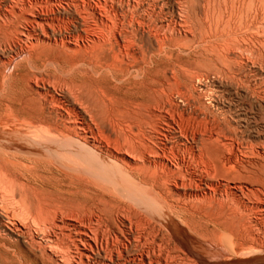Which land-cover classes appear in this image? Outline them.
I'll use <instances>...</instances> for the list:
<instances>
[{"label":"bare ground","instance_id":"obj_1","mask_svg":"<svg viewBox=\"0 0 264 264\" xmlns=\"http://www.w3.org/2000/svg\"><path fill=\"white\" fill-rule=\"evenodd\" d=\"M45 1H47V0H29V2L27 1V3L21 4L22 5L21 7L23 8L22 10L18 9V12H20V13H21V11H23L25 9V14L23 15L25 23L17 31L16 44L18 45L19 50H23V45L26 44V41L29 38L30 39L33 38L32 40L35 42H41V43L45 44L44 47L47 44H49V46L47 45V47L49 49V47L52 46V45H50L51 43L56 44L55 42L57 41V37H55V34H56V32H58L57 34H59V40H60L59 43L60 42L63 43L65 46L63 44L62 45L64 47H66L67 50H70V51L72 50V51H74V53L76 52V50L80 51L79 49H82L83 47L78 48L76 45V43L78 42L77 40H79L78 38L82 37L80 32H76L75 35H70L67 30L62 31L60 28L59 29L56 28L57 27L56 24L58 23V18L54 15V13H52L51 9H49L51 11V13L50 12L48 13V11L46 9H44L45 7L43 8V4H44L43 2H45ZM142 1L144 2V0H142ZM175 1L176 0H174V2ZM204 1H207V0H204ZM210 1H212V0H210ZM229 1H231V0H229ZM19 2L21 3L20 0H19ZM83 2L85 3L84 0H83ZM94 2H96V1L93 0V3ZM100 2L95 3L94 5H91L89 3V1L86 2V6H83V10H80L82 12H79L78 9H76V7H77L76 6L75 7L76 11L74 12V10H72L73 15L71 17V19L72 18L74 19L76 24L85 26V33H86L85 37L87 39H89L91 41L92 45H94L97 48V50L99 51L98 54H100V53L103 54V53H105L104 51H107L108 54L110 52V54H109L110 60L108 62V59H107V61H101L102 58L97 53L95 54L93 52L94 50L92 51V49L91 50L88 49L89 51H92L93 54H95L96 56L98 55V57H100V58H98L95 55H93L92 53L91 54L93 56H90V58L91 57L94 58V56L96 59L98 58L97 60L94 59L96 61V63L94 64L97 67L96 71H97V69H105V70L110 72V71H112L111 69H114V67L117 66L118 62L124 61L123 59L120 60V58H119L120 57L119 54L121 53L120 49H122V48H125L123 55L125 54L127 56V58L129 59V61L131 58L133 60L132 63H134V62H139V64L142 63L141 66H139V67L137 65L136 66H137V68L144 70L145 66L148 64V63L146 64V54L148 53L146 51L147 49L145 50L143 48L145 46H143V47L138 46L139 51L136 52L131 47L138 45V44L133 45V40H132V38H130L129 35L136 33L137 31H140V32H138V34H141V32L142 33L147 32L150 35V39L154 42V44H155L154 47L156 46L155 50L158 53V51L160 50L161 45L163 43L162 40H164V39H161V37L157 33L156 26L158 24H156V26H155V24L149 25V22L152 19L149 22H146V19L143 17H140V15H139L138 17L140 19H135L136 22H133L134 24H131L132 27L130 25V27H131L130 30L132 33L130 32L129 27H128V31L130 34L127 35L128 34L127 33V34H124L122 36L121 35L122 31L120 29H118L117 35H115L114 32L111 35V36H113V38H112L113 42H112V41H110L111 39H109V37L106 33L114 31L115 29H117L118 27H117V25H115L117 22L115 24H112L111 21L113 18L110 19V16L108 15V12L106 11V6H107V5H105L106 3H100ZM184 2H186V1L184 0ZM247 2L251 3L249 0V1H246L245 4H247ZM180 3L181 2L179 0V3H175V4H180ZM76 4L80 5L81 2H80V4H79V2ZM117 5H119V4H117ZM126 5H130V4L127 3ZM161 5L163 8V3ZM215 5H216V3H215ZM220 5H221V3H220ZM142 6H144V5H142ZM165 6H167V4ZM186 6H187V9H189L188 5H185V7ZM228 6H229V4H228ZM79 7H81V6H79ZM122 7H123V5H122ZM122 7H120V8H122ZM151 7H149V9ZM185 7L180 9V11L178 13V16H179L178 20H175V22H177L179 24L183 23L182 26L179 25L180 27H184L183 25L185 23L189 22V21H187V17H189V16L184 15V16H187L186 20H184V18H183L182 13L187 11V9H185ZM221 7H222V5H221ZM247 7H249V6H247ZM251 7H250L249 12H252V10L254 8L253 7L251 10ZM255 7H256V5H255ZM52 8H54V7H52ZM168 8H170V7L168 6ZM223 8L225 9V7H223ZM134 9H132L131 12ZM140 9H142V8H140ZM140 9H136V11L137 10L141 11ZM149 9L146 8V10H149ZM114 10H116V9H113V11ZM160 10H162V9H160ZM168 10H171V9H168ZM172 10H174L173 7H172ZM257 10L261 11V9H257ZM129 11H130V9H129ZM154 11H155V8H154ZM223 11H224L223 12V14H224L225 10H223ZM246 11H247V9H246ZM57 12H59V11H57ZM125 12H127V11H125ZM163 12H164V10H163ZM166 12H168V11H166ZM166 12H164V13H166ZM236 12H237V10H236ZM122 13H123V11H122ZM157 13H158V11H157ZM175 13L176 12H174L172 14H175ZM210 13H212V12H210ZM134 14H135V12H134ZM203 14H204V12H203ZM238 14H240V13H238ZM113 15H114V12H113ZM115 15H117V14H115ZM115 15H114V17L116 18ZM157 15H159V14H157ZM169 15L170 14H168V16ZM257 15H255V16H257ZM135 16H137V15H135ZM159 16L162 17L163 15H159ZM165 16H167V15H165ZM215 16H216V13H215ZM215 16H214V18H215ZM227 16L228 15H226L225 18ZM232 16L234 17V14ZM87 17L91 18L90 22H88ZM124 17H126V16H124ZM145 17H146V15H145ZM161 17L159 19H161ZM190 17H193V16L190 15ZM208 17H209V15H208ZM127 18L129 19L130 17L128 16ZM148 18L150 19V16ZM151 18H152V15H151ZM235 18L236 17L232 18V19H234V22H235ZM256 18H258V17H256ZM15 19H16V17H15ZM18 19H17V21H18ZM162 19H164V18H162ZM228 19L230 20V17H228ZM246 19H247V17H246ZM64 20H66V19H64ZM118 20H119V18H118ZM168 20H170L169 22H171V17ZM217 20H215V21H217ZM193 21H194V18H193ZM212 21H213V18H212ZM244 21L245 22L243 23V25L242 24H240V25L236 24L237 26H235V27L234 26L231 28L228 27L229 28L228 30L225 26L226 34L229 31V34H227L228 36L221 34V33L220 34L224 35L226 37H229V40L227 39L228 40L227 46H229V45L230 46L227 47V49H228V51L232 52L231 56H233V54H234V56L241 58L242 56H245L247 54L249 58L257 59V58H259V56L261 54L259 51L260 48L256 49V47H254L253 41L251 39V37H252L251 33H248L249 34L248 37L245 35H241L244 37H241V36L239 37L238 36L239 34L237 35V32H238L237 30L240 31L241 30L240 28H245L247 31L255 28V23L257 21H255V18H252L250 21H246V20H244ZM262 21L264 24V20H262ZM13 22H12V24H13ZM68 22L71 23L70 21H68ZM72 22H73V20H72ZM164 22H165V20H164ZM169 22H168V24H172ZM194 22H195L194 24H197L196 21H194ZM202 22H203V20H202ZM218 22H219V20L217 21V23L216 22H214V23L218 24ZM221 22H223L222 19H221ZM225 22H228V20L226 19V21H224L223 24H225ZM231 22H233V20ZM237 22H239V19ZM3 23H5V22H3ZM65 23H67V22L65 21ZM168 24H164V25H168ZM176 24H175V26H177ZM209 24H210V22H209ZM59 25H61V24H59ZM161 25H163V24H161ZM186 25L188 26V24H185V26ZM189 25H190V23H189ZM241 25H242V27H241ZM170 26L171 25H169L168 27H170ZM203 26L205 27V25H203ZM76 27H78V26H76ZM79 27H81V26H79ZM173 27L171 30L174 29ZM180 27H178V29H180ZM219 27H220V23H219ZM126 28L124 27V29H123L121 27V29H123V32H127V30H125ZM207 28H208V26H207ZM213 28L215 30L217 29V27H215V26ZM71 29H73V28H71ZM162 29H164L163 26H162ZM166 29L168 30V28H166ZM202 29H204V28H202ZM167 30H166V32H167ZM174 30L175 31L177 30L176 27ZM15 31L16 30H14L13 32H15ZM178 31L180 32L181 30H178ZM183 31H185V30H183ZM205 31H207V30H205ZM257 31H259V30H257ZM11 32H12V30H11ZM73 32H74V30H73ZM166 32H164L165 35H166ZM103 33H105L108 38L105 39L103 37ZM176 33H177V31H176ZM240 33H242V32H240ZM255 33H258V32H255ZM110 34L111 33H109V35ZM209 34H207V35L211 36ZM220 34H219V36H220ZM170 35L172 36V34H170ZM173 35H174V32H173ZM202 35H200V36H202ZM205 35H203V37ZM141 36H142V34H141ZM171 36H170V39L173 40V38H171ZM180 36L181 35H179V37L176 36L174 38H177V37L180 38ZM213 36H214V34H213ZM217 36H218V34H217ZM217 36H216V38H217ZM132 37H134V34ZM137 37H138V35H137ZM166 37L167 36H165V38ZM254 37H256V36H253V38ZM82 38H84V34H83ZM178 38H177V40H178ZM211 38L213 39V37H211ZM211 38H209V40H212ZM82 40H84V39H82ZM137 40H136V42H137ZM199 40H201V37L199 38ZM6 41H7V39H6ZM201 41H203V40H201ZM206 41H204V42H206ZM261 41H263V39ZM141 42L142 41H139L138 43H141ZM29 43H30V41H29ZM143 43H141V44H143ZM88 44H89V42H88ZM4 45H7V44H4ZM39 45H37L38 48H39ZM114 45H116L115 46L117 48L116 51L114 50ZM199 45H203V44H199ZM214 46L215 45H213L212 47H214ZM223 46H225V45H223ZM223 46H220V48L223 49L224 48ZM53 47H54V45H53ZM53 47H50V48L52 49ZM147 47H148V45H147ZM31 48L33 49V47H31ZM58 48H60V47H58ZM75 48H76V50H74ZM40 49H42V48L40 47ZM151 49H153V48H151ZM184 49H185V47H184ZM56 50H57V48H56ZM84 50L87 51V53H90V52H88L86 47ZM84 50H82V52ZM97 50H96V52H97ZM59 51H61V49ZM156 51L152 52V53L154 54V53H156ZM221 51H223V50H221ZM64 52H69V51H64ZM84 52H83V54H84ZM48 53H46V54H48ZM243 54H245V55H243ZM72 55H74V54H72ZM123 55H121V57H123ZM149 55H151V54H149ZM82 56L84 57V55H82ZM227 56H229V55H227ZM31 57H33V54ZM36 57L37 56H35V59H36ZM147 57H149V56H147ZM88 58H89V56H88ZM226 59H227V57H226ZM229 59L233 60V57L232 58L229 57ZM234 59H236V58H234ZM238 59L239 58H237V60ZM240 60H238V61L240 62ZM259 60H260V58H259ZM8 61H10V60H8ZM91 61H93V60H91ZM247 61L249 62L250 59L246 60V62ZM260 61H258V63ZM30 62H32V61H30ZM35 62H36V60L34 61V63ZM114 62L116 63L115 66H114V64H115ZM149 62H151V60ZM250 62L252 63L253 61H250ZM84 63H86V60H84ZM251 63H249V64H251ZM40 64H39V66H40ZM89 64H91V62ZM246 64H244V65H246ZM46 65L48 66V64H46ZM50 65H53V64H50ZM58 65H60V64H57V66ZM131 65L132 64H130V66ZM157 65H158V63H157ZM238 65L242 66V64H239V63H238ZM244 65L241 67L242 69L246 68V67H244ZM67 66H68V64H67ZM79 66H80L79 63L72 62L71 65L69 66L70 71H67V72L70 74L71 72H74L77 70L76 73H78ZM124 66H125V64L123 65V67ZM148 66H149V64H148ZM92 67H93V65H92ZM117 67H119V66H117ZM30 68H32V67L30 66ZM49 68L51 69L52 67H49ZM131 68H133V67H131ZM137 68H136V70H137ZM156 68H158V67H156ZM232 68H234V65ZM45 69H46V67H45ZM54 69H55V67H54ZM60 69H61V67H60ZM60 69L58 68V70H60ZM118 69H120V68H118ZM51 70H53V69H51ZM51 70H49L48 74H51L50 73ZM166 70L171 71V70H168V68ZM239 70H241V69H238V71ZM82 71L85 72L84 70H82ZM155 71H156V74L154 73ZM155 71L153 72L155 74V76L154 75H153L154 77L151 76V78H153L152 82L151 81L149 82V83H152L151 84L152 87L149 88V91H151L153 94L157 95V93L160 91L158 89V86L160 84V75H159L158 70H155ZM248 71H247V73H248ZM255 71H256V69H255ZM54 72L55 71L53 70V73ZM57 72L59 73V71H57ZM87 72L89 73V71H87ZM90 72H91V70H90ZM116 72L112 71V74H114V73L116 74ZM162 72H164V70H162ZM172 72H173V70H172ZM41 73H42V71H41ZM118 73H120V72H118ZM229 73L230 72L227 71L226 75H231V76L233 75L234 76L233 72H232V74L231 73L229 74ZM27 74H29V73H27ZM54 74H56V73H54ZM59 74H63V73H59ZM95 74L93 73V75H95ZM98 74L99 73L96 74V78L98 77ZM170 74H172V73H170ZM47 75L45 74V77H47ZM93 75L91 74V76H93ZM116 75H118V74H116ZM235 75H238V74H235ZM48 76H51V75H48ZM54 76H56V75H54ZM57 76H60V75L57 74ZM76 76H77V74H76ZM87 76H90V74ZM91 76H90V78H91ZM105 76H107V75H105ZM233 76H232V78H233ZM61 77H62V75H61ZM119 77H121V76H119ZM138 77L141 78L140 76H138ZM240 77H242V76L240 75ZM53 78H56V77H53ZM70 78H71V76H70ZM85 78H86V76H85ZM238 78L239 77L237 76V79ZM249 78H250V76H249ZM7 79L8 78H6V81H7ZM30 79H32V86L29 85L31 83ZM30 79H29L30 80L29 82L27 81V83H29L27 85H29L31 88L27 91V94H29V91L31 93H30V96L28 98H26L27 99L26 103L32 102V106H31V104L27 106V104L23 103V106L21 109L23 111L24 110L25 111H24V114L22 115L19 112L20 111L19 110L20 109L19 104L15 103L16 98H15V101L13 100L14 98L12 99V101H14L13 103L8 98V100L11 102L9 103V101L6 100V101H8V103L6 102L5 104H2V106H1L2 108L0 109V236L2 234L4 237H6L8 239H12L16 244H19V243L25 244L29 248V250H30L29 252L33 255V257L35 259L34 261L37 260L38 262H36V263L40 262L41 264H43L44 261L47 262L46 264H48V263L49 264H264V199H260L259 201L255 202L253 205H250L251 209L253 210V214L248 218L247 222L243 221V219L237 213L238 207L240 205H244V202L242 201V198L240 196L241 195L240 188L237 186H231L229 188V194L233 197V199H235V204L239 205L238 207L235 205L237 207V209L235 206H232V207L224 206L221 203L222 201H220V199H219L221 194L217 193V188H216L217 186L215 185L216 182L214 184L211 181L213 179L210 180V178H212L210 176L214 175L215 173L212 175H208L210 177V178H208V176L205 174V169H203L201 166H200L201 167L200 170L196 169V166H195V168L193 167L195 165L196 161L198 162V159H201L200 154L196 153L193 150V148H192L193 146L191 148L190 147L188 148L189 151H188V153L186 152L187 154L186 153L185 154L180 153L178 149H176V151H174L173 150V144L167 143L164 141L157 142L155 145L152 146L145 141V138L144 139L138 138L137 137L138 134L135 135V133H132L131 132L132 128H131V130L130 129H126V131L123 130V132H121V134H118L114 130V128H112L110 131L112 134L111 133L103 134L99 130L97 124L95 123V120H93L91 118V115H89V116L86 115L87 114V111L85 109L86 107H83L81 102H79L80 100H78L77 95H75L76 93L75 94L72 93V91H74L76 86H74L70 80L65 79L63 76V78L59 77L58 79H56V80L53 79V81H51V77L49 80V77L44 78L43 75L37 76L34 73L32 74V78H30ZM81 79L82 78H80L78 80L81 81ZM100 79H98V80H100ZM87 80H89V79H87ZM104 80L108 81L106 78H104ZM111 80H113V79H111ZM119 80H121V79H119ZM82 81H83V83L86 82V84H87L86 79H85V82H84V80H82ZM113 81H115V80H113ZM245 81H246V79H245ZM124 82H125V80H124ZM143 82H144V78H143ZM261 82H263V81H261ZM92 83H94V82H92ZM117 83H119V82H117ZM149 83H147V84H149ZM254 83L257 85L258 82L257 83L254 82ZM262 85H263V83H262ZM165 86H166V84H165ZM237 86H238V84H237ZM56 87H60L59 91H61L62 87L63 88L66 87L65 89H67L66 91L69 93L66 94L65 96H61V94L56 93V90H55ZM83 87L84 86H82V88ZM115 87L117 88V86H115ZM79 88H80V86H79ZM256 88H257V86H256ZM90 89H91V87H90ZM113 89L115 90V88H113ZM113 89H111V90H113ZM3 90H4V88H3ZM85 90H86V88H85ZM119 90H120V88H119ZM164 90H165V88L163 89V91ZM19 91H21V90H19ZM144 91H145V89H144ZM82 92H84V90L81 91V93ZM102 92H103V90H102ZM124 92H125V95L123 97H125L128 94V93H126V91H124ZM124 92H122L121 94H123ZM132 92H133V90H132ZM258 92H259V90H258ZM18 94L21 95L20 93H18ZM18 94H17V96H18ZM140 94L141 93H139V95H138L139 97H140ZM85 95L87 96V93ZM85 95H84V97H85ZM130 95H133V94H130ZM135 96H137V94H135L134 97ZM210 96H212V92H211ZM154 97H158V96H154ZM129 98H128V100H129ZM157 99H159V98H157ZM157 99H155L156 100L155 101V105H156L155 107H157V109H158L160 107L159 106L160 104H159V101ZM17 100L19 101V99H17ZM22 100H21V102H22ZM3 101H4V99H3ZM139 102H141V101H139ZM123 103H125V102H123ZM126 103L128 104V102H126ZM131 103H132L131 106H133V108H134V103H136L135 98H134L133 102L130 101V104ZM148 103H150V102H148ZM137 105H135V108L141 106L140 104L138 106ZM147 105L151 106V104H146L145 106L147 107ZM87 107H89V106H87ZM142 107H143V105H142ZM133 108H131V109H133ZM107 109H109V108H107ZM110 109H111V107H110ZM158 112H159V110H158ZM214 113H216V112H214ZM136 114H139V113L136 112ZM83 115H86L87 118L84 117ZM125 118H126V116H125ZM211 122H213V121L211 120ZM221 122H217V121H216V123L213 122L212 125L207 127V131H205V132H207L205 135L206 136L205 141H206V139H207V141H209V140L212 141V139H214V138L215 139L218 138L217 140H219L220 137L222 136V134H226L223 132L224 127H223V125L220 124ZM148 123H149V120H140L139 119V121L137 123L138 131H142L141 125L146 126ZM223 123H225V122L223 121ZM127 126H129V123ZM147 126H149V125H147ZM189 126H190V124H189ZM226 126H228V125H226ZM124 127L126 128V125ZM230 127H232V126L230 125ZM168 128H170V127H167V129ZM228 128H229V126H228ZM179 129H181V127H179ZM127 130H129V131H127ZM187 130H189V129H187ZM237 130H239V129H237ZM239 131H241V130H239ZM158 133H160V132H158ZM202 133H200V134H202ZM171 134L181 145L185 146L186 136L188 135L186 133V131L181 132V133H176V131H173V132H171ZM193 134L194 133H192V135ZM190 135H191V133H190ZM219 135H221V136H219ZM138 136H140V133ZM224 136L225 135H223V141L221 138L223 145H224V141H226L228 139L227 137L230 135L227 134V137H224ZM233 136H234V134H233ZM198 137H199V135H198ZM240 137H241V135H240ZM189 138H192V137H189ZM200 138H202V137H200ZM200 138H199V140H201ZM224 138H226V139L224 140ZM173 141H175V140H173ZM193 141H194V139H193ZM193 141H192V143H193ZM232 143H234V142H232ZM181 145H179V147ZM226 145L228 146L229 144H226ZM177 146H178V144H177ZM198 146H200V145H198ZM238 146H239V143H238ZM210 147H212V145ZM210 147H209V149H210ZM196 148L198 149V147H196ZM251 148H254V146H252ZM261 148H264V147H261ZM186 149H187V146H186ZM201 149H203V147ZM201 149L199 148L200 153L202 152ZM241 149H242V147H241ZM244 149H246V148H244ZM252 150H254V149H252ZM183 151H184V149H183ZM236 151L237 150H235V152ZM88 152L97 157V161H98L97 164H99L97 168H94L91 166H86V167L84 166L85 156H86V154H88ZM209 152H210V150H209ZM259 152H260V150H259ZM259 152H257V153H259ZM244 153H245V151H244ZM254 153H256V152H254ZM260 153H259V155H260ZM245 154H247V152ZM248 154H249V152H248ZM250 155H251V153H250ZM88 156H89V154H88ZM233 157L235 159L236 156H233ZM254 157H255V155H254ZM254 157L252 156V158H254ZM31 158H32V160H31ZM256 158H255V161H257ZM260 158H262V157H260ZM27 159L31 160L30 164H32V162H34L35 160H37V161L42 160L43 162L47 163L48 165L54 166L55 169L56 168L58 169V167H56V166H59V167H63V168H68V171L71 170L69 168L76 169V171L80 170L81 173H82V171H85L86 174H84L85 173L84 172L83 173L84 176L88 175L87 172L93 173L95 175L96 174L97 175L102 174L108 181H111L113 179V177H116L117 179L114 178L116 181L120 180V182L127 184L126 188L123 186V189H122V186H119V187H121V190H120V188L119 189L114 188V189L122 192V195L120 194L119 197H120V199L123 197V201L121 199L120 202L122 201L124 203L123 204L117 203L119 205L116 204V206H115V204L113 202H115V201L117 202L118 200L114 199L115 201H111L110 204H109V202L113 198L112 199L110 198L109 202L107 201L109 206H111V204L113 203L112 205H114V207H116V210L115 211L113 210L115 212V214L113 213L114 216L111 217L107 214V217L109 216L111 218H105L104 216L106 214L103 215L104 211L102 213V209L101 208H100L101 210L99 209L100 206L96 209V207L98 206L97 203H96L97 206L92 205L94 203V201L90 205L94 206L96 211L93 212L94 208L92 210V207L90 205H88V208H89V206L91 208V209L89 208L88 211L92 210L91 211L92 213H90V211H89L90 214H88V216H86L85 218H80V216L78 217L76 214H74L73 212H75V210H73L72 208H71V213H67V212H69L68 207L66 208L67 210L65 211V210H62L60 207L58 208L59 205H57V207L54 206L55 203L52 206H49L48 201L51 198L49 200L47 198L50 195H51V197H52V195L53 196L57 195V194L60 195L59 193L55 194V190L57 191V188H55V190H53L54 189V187H52L53 184L50 183L52 185L51 188H53L50 190L54 191V193L51 192V193H53V194H51L48 191L50 193V195L45 197L47 199V202L45 203L44 201L41 200V198H43L45 195L43 197H41L40 196L42 194L41 191H37V189L38 190L41 189L43 183H41L42 185L40 184L41 185L40 188L38 187L35 189V186H34V188H32L27 183L23 182L22 179L20 180V178H19V177H21V176H19L20 174L17 175V169H19L18 167L21 166L20 172L24 171V170H22V168L24 167L23 161H28ZM205 159H203L204 160L203 162H205ZM208 161H211V160H209V158H208ZM237 161L236 162L234 161V162L239 163ZM88 162L90 163V161H88ZM227 162H228V160H227ZM247 162L249 164V161H247ZM252 162L250 161V165H252L251 164ZM258 162L260 163L262 161L258 160ZM259 163L257 164V162H256L255 164H257L259 166ZM209 164H210V162H209ZM211 164L213 165L212 161H211ZM248 164L246 163V165L248 166L247 168L251 167ZM197 165H199V164L197 163ZM95 167H96V165H95ZM234 167H235V165H234ZM215 168H216V166H215ZM215 168L213 170H215ZM28 169L26 168L25 170L30 172L31 167L29 169L30 171ZM238 169L240 170V168H238ZM251 169H253V168L251 167ZM40 170H42V169H40ZM47 170L46 171L42 170V171L47 172ZM52 170H53V168L51 169L50 172H52ZM65 170H67V169H65ZM72 170L69 171V174H67V175H69V179H71L70 178L71 177L70 172L75 173V171H72ZM253 170H255V169H253ZM24 172L26 173V171H24ZM34 172H33V174L36 175L37 173L35 174ZM36 172H38V171H36ZM206 172H207V170H206ZM31 173H32V171H31ZM31 173H28V174H30V177H31ZM62 173H60L59 175H61ZM210 174H211V172H210ZM40 175H38V176L36 175L37 178L42 176V175L41 176ZM43 175H44L43 179L45 178V176L46 177L48 176V174L45 175V173H43ZM55 175H56V173H55ZM74 175H76V173ZM77 175H79V173ZM77 175L74 178H77ZM90 175H92V174H90ZM123 175L127 178V180L122 177ZM56 176L59 178L58 175H56ZM84 176H82V177L79 176L82 178V179L80 178L82 181H83ZM217 176H215V178ZM86 177H84V181H86V179H85ZM221 177H222V175H221ZM33 178H35V177H33ZM33 178L31 179L32 181L35 180V179L33 180ZM41 178L39 179L40 181H41ZM52 178H50V179H52L54 181H56V179H57V178L55 179L53 175H52ZM74 178L72 176V180H74ZM24 179H26V178H24ZM28 179H29V177H28ZM92 179H93V177H92ZM114 179H113V181H114ZM66 180H67V177H66ZM89 180H91V179H88L86 182L90 183ZM47 181H46V183H47ZM50 181L51 180H49L48 182H50ZM216 181H217V179H216ZM29 182H31V181H29ZM60 182H62V180ZM114 182H112V183H114ZM56 183L58 184V182H56ZM56 183L54 182V185ZM71 183H72V181H71ZM77 183H79V182H77ZM80 183L78 185H80ZM48 184L49 183H47V185ZM100 184H102V182ZM248 184H250V183H248ZM74 185H76V184H74ZM259 185H261V184H259ZM44 186H46V185H44ZM89 186H90V184H89ZM100 186H98V187H100ZM117 186H118V184H117ZM223 186H224V184H223ZM36 187H37V185H36ZM103 187H104V184L100 188H103ZM106 187L108 189L107 185H106ZM114 187H116V186H114ZM48 188H50V187L48 186ZM62 189H64V187ZM65 189H66V191L65 190L64 191L67 193L68 192L67 188H65ZM74 189H72V190H74ZM84 189H85V187H84ZM86 189H87V186H86ZM107 189L103 190L104 192L106 191L105 196H106V193H108L107 191L110 190V189H108V190ZM114 189L112 188L111 190L113 191ZM47 190H49V189L45 188V192ZM79 190H81V189H79ZM92 190H94V187ZM83 191L81 190V192H83ZM103 191L101 189L100 192H102L104 194ZM220 191L221 190H219V192ZM39 192H40V195H39ZM85 192L90 193L91 190H88ZM70 193H71V190H70V192H68V194H69L68 197L71 195ZM75 193L78 194V192H75ZM94 193H93V196L95 197ZM227 193H225V195ZM72 194L74 195V191H72ZM86 194H84V197H83V194L80 195L81 198L83 197V199H80L79 198L80 196L78 197V199L83 201ZM90 194H92V192ZM98 194H100V193H98ZM108 194H110V193H108ZM116 194H118V193H116ZM65 195H67V194H65ZM73 195H71V196H73ZM110 195L112 196V193ZM110 195H108V196H110ZM75 196H77V195H75ZM100 196L98 195V197H100ZM114 196H115L114 198L119 199V197H116V195H114ZM57 197H59V196H57ZM96 197H97V195H96ZM64 198L62 197L60 199H64ZM87 198H85V199H87ZM100 198H102V197H100ZM55 199L56 200H54V202L55 201L57 202L58 199L57 198H55ZM70 199H72V198H70ZM103 199H104V197H103ZM226 199L227 198H225L224 200L226 201ZM43 200H45V199H43ZM74 200H75V198H74ZM104 200H103V202H104ZM50 201H52V200H50ZM65 201L66 202H64V203H67V200H65ZM87 201H89V199ZM87 201H86V204H87ZM68 203H69V201H68ZM104 203H106V200ZM60 204H61V201H60ZM98 204H100V202H98ZM197 204H199V206H202L201 208L207 211V214L209 216L207 218V220L210 218L211 219L210 221L212 222L211 229H207L209 233L204 235L207 231L203 232L204 233L203 236H202V234H200L199 237L197 236V234L196 235L194 234L195 231L193 229L196 226V225L194 226V223L197 224L196 223L197 219H199V222L202 221V220L200 221V218H196V217H201V214H200V216L197 213L196 214L198 216H196V214H195V211H196L195 209L198 208ZM70 205H71V203H70ZM101 206H102V204H101ZM195 206L197 208L193 209V207H195ZM111 208L115 209V208H113V206ZM64 209H65V206H64ZM98 209L100 210V212ZM112 209H110V210L112 211ZM202 209H200V211ZM72 210H73V212H72ZM86 210H87V208H86ZM85 211H83V212L85 213ZM197 211H199V210H197ZM77 212H79V211H77ZM202 214L204 215V213H202ZM82 217H83V215H82ZM207 220H206V223H207ZM191 221L194 223L191 224ZM203 221H202V223H203ZM204 224H205V222L202 224V226ZM192 225L194 226L193 228H192ZM200 227H201V225L198 226V229ZM202 228H205V227H202ZM201 230H203V229H201ZM196 232H199V231H196ZM201 232L202 231H200V233ZM192 243H196L198 245L199 244L203 245L204 247H201V248L202 249L205 248V250H207V251H205V250H200L202 252L197 251L194 248V246H192ZM0 245H1V243H0ZM20 248H21V246H20ZM7 250H9V249H7ZM24 251H22V252H24ZM10 252H11V250H10ZM18 252H20V251H18ZM208 253H211L212 256H215L214 260H211L212 258L205 256ZM4 255H3V257H4ZM19 255H17V256H19ZM22 255L23 254L21 253L20 256H22ZM3 257H0V258L3 259ZM25 259L28 260V258H25ZM1 262H3V260ZM5 262H6V260L4 259V263ZM6 264H8V263H6ZM15 264H18V263L16 262ZM22 264H23V261H22Z\"/></svg>","mask_w":264,"mask_h":264},{"label":"rangeland","instance_id":"obj_2","mask_svg":"<svg viewBox=\"0 0 264 264\" xmlns=\"http://www.w3.org/2000/svg\"><path fill=\"white\" fill-rule=\"evenodd\" d=\"M11 1V2H10ZM21 3L19 2V0H0V109L2 108V104H5L6 102L8 103V98L12 101V99L15 101V98H16V101L15 103L19 104V107H20V114H24V111L21 109L22 106H23V103L30 105L32 106V102L30 103H26V98H28L30 96V91H29V94H27V91L31 88L30 86H32V74L34 73L35 75L39 76V75H43L44 78H47L49 77V80H50V77H51V81H53V79H58L59 77L60 78H64L67 79V80H70L75 87L74 91H72L73 94L77 95L78 97V100H80L79 102H81V104L83 105V107H86V111H87V116L91 115V118L93 120H95V123L97 124L99 130L103 133V134H106V133H111V129L114 128V130L118 133V134H121V132H123V130L126 131V129H130L132 128L131 132L132 133H135V135H139L140 133V136L137 135L138 138H142L144 139L145 138V141L147 143H149L150 145H155L157 142H160V141H164V142H167V143H172L173 144V150L176 151V149L179 150L180 153H183L185 154L186 152L188 153V148L192 147L193 150L200 154V158L201 159H198V162L196 161L195 165L193 166L195 168L196 166V169L200 170L201 167L203 169H205V174L208 176V175H212L210 177L208 176V178L213 179L211 180L214 184L216 182V188H217V193L218 194H221L219 199L220 201H222L221 203L224 205V206H229V207H232V206H235V199H233V197L229 194V188L231 186H237L240 188V192H241V198H242V201L244 202V205H236L238 207H236L237 209V213L240 215V217L243 219V221L247 222L248 218L253 214V210L251 209L250 205H253L255 202L259 201L260 199H264V148H261V147H264V24H263V21L264 20V0H250L251 3H248L245 4L246 1H249V0H231V1H227V0H207V1H204V0H185L186 2H184V0H180V4H175V3H179V0H176L174 2V0H144V2L141 0H94L96 2L93 3V0H84L85 3L83 2V0H47L45 2H43V8L46 9L48 11V13L52 11V13H54V15L58 18V23L56 24V28H60L62 31L64 30H67L69 32L70 35H75L76 32H80V34L82 35L83 37V34H84V38L80 37L78 38L79 40H77L76 42V45L78 48H84L85 47L87 48V50H91L96 54H98V50L97 48L92 45L91 41L89 39H87L85 36H86V33H85V26L84 25H79V24H76L74 19L72 17L73 15V11L74 12L76 11V9H78L79 12H82L80 10H83V6H86V2L89 1V3L91 5H94L95 3H106L105 5L106 6V11L108 12V15L110 16V19H112V24H116L117 25V29H115L114 31H111V32H105L109 39H111L110 41L113 42V36H111L113 34V32L115 33V35H117L118 33V29H120L122 32H121V35L123 36L124 34H127L129 35V31H128V27H129V30L131 29L132 25L131 24H134L133 22H136L135 19H140L138 16L140 15V17H143L146 19V22H149L151 19V21L149 22V25L150 24H158L156 26V30H157V33L159 34V36L161 37V39H164L162 40L163 43L161 45V48L160 50L158 51V54L157 51L155 50L156 46L154 47V42L150 39V35L147 33V32H141L142 36L145 38H143L141 36V34H138V32L140 31H137L136 33H133L134 34V37L133 34L129 35L130 38H132L133 40V45L135 44H138V45H135V46H132L131 48H133L136 52L139 51V48L138 46H145L143 47L148 53V55L146 54V64H148L145 66V69L142 71L140 68H137V66H141L142 63L139 64V62H134L132 63V59L130 58V61L129 59L127 58V56L124 54L123 55V52L125 51V48H122L120 49V60H124V61H121V62H118L117 66L116 63L114 64V69H111L112 71L116 72V75L115 73L112 74V71H107L105 69H97L96 71V66L94 65L96 63V61L94 59L95 58V54L92 53V51H89L90 53H87V51H85L83 48L82 49H79L80 51H77L76 48L74 50H76V54L74 53V51H70V50H67L66 47H64L65 45L63 43H59V34H57L58 32H56L55 34V37H57V41L55 42L56 44L54 43H51L50 47H54L51 49L49 47H47V45L49 46V44H47L45 47L43 43L41 42H35L33 41L32 39H28L30 41L27 40L26 41V44L23 45V50H19V47L18 45L16 44V41H17V31L24 25V18H23V15L25 14V9L23 11L18 12V9L22 10L23 8L21 7L22 3H27V1L29 2V0H20ZM24 1V2H23ZM61 1V2H60ZM70 1V2H69ZM75 1V2H74ZM91 1V2H90ZM108 1V2H107ZM113 1V2H112ZM117 1V2H116ZM128 1V2H127ZM133 1V2H132ZM147 1V2H146ZM169 1V2H168ZM218 1V2H217ZM223 1V2H222ZM234 1V2H233ZM65 2V3H64ZM69 2V3H68ZM81 4L78 5L76 3ZM112 2V3H111ZM141 2V3H140ZM151 2V3H150ZM163 3V8H162V3ZM168 2V3H167ZM183 2V3H182ZM229 2V3H228ZM240 2V3H239ZM63 5H62V4ZM75 3V4H74ZM130 4V5H126V4ZM145 3V4H144ZM155 3V4H154ZM161 3V4H160ZM167 6H165L166 4ZM216 3V5H215ZM222 7H221V5ZM255 3V4H254ZM11 4V5H10ZM56 6H55V5ZM83 4V5H82ZM114 4V5H113ZM119 4V5H117ZM151 4V5H150ZM159 4V5H158ZM224 4V5H223ZM227 4V5H226ZM229 4V6H228ZM237 4V5H236ZM244 4V5H243ZM14 5V6H13ZM19 5V6H18ZM53 5V6H52ZM61 5V6H60ZM123 5V7H122ZM140 5V6H139ZM144 5V6H142ZM146 5V6H145ZM171 5V6H170ZM184 5V6H183ZM185 5H188L189 9H187V6L185 7ZM211 5V6H210ZM218 5V6H217ZM249 7H247V6ZM256 5V7H255ZM258 5V6H257ZM18 6V7H17ZM71 6V7H70ZM77 6V7H76ZM81 6V7H79ZM128 6V7H127ZM151 7L149 9V7ZM154 6V7H153ZM161 6V7H160ZM168 6L170 8H168ZM181 6V7H180ZM252 6V7H251ZM54 7V8H52ZM63 7V8H62ZM76 7V9H75ZM122 7V8H120ZM126 7V8H125ZM135 9H134V8ZM142 9H140V8ZM158 7V8H157ZM160 7V8H159ZM172 7L174 10H172ZM180 7V8H179ZM183 7H185V9H187L186 12L182 13L183 14V18L184 20H186V17H187V21H189L188 23H185V24H188V26L185 24L183 25L184 27H180L179 25L182 26V24L180 23H177L175 22V20H178V13L180 11V9H182ZM211 7V8H210ZM225 7V9L223 8ZM228 7V8H227ZM250 7H251V10L252 12H249L250 11ZM108 8V9H107ZM119 10H118V9ZM146 8H148L149 10H146ZM154 8H155V11H154ZM177 8V9H176ZM179 8V9H178ZM218 10H217V9ZM245 8V9H244ZM51 9V11L49 10ZM56 9V10H55ZM71 9V10H70ZM113 9H116L113 11ZM130 9V11H129ZM134 9L132 12L131 10ZM136 9H140L141 11H136ZM159 9V10H158ZM162 9V10H160ZM168 9H171V10H168ZM176 9V10H175ZM204 11H203V10ZM207 9V10H206ZM210 9V10H209ZM247 9V11H246ZM255 9V10H254ZM257 9H261L260 10H257ZM13 10V11H12ZM110 10V11H109ZM166 12L164 13L163 12ZM223 10H225V13L223 14ZM237 10V12H236ZM10 13H9V12ZM54 11V12H53ZM59 11V12H57ZM123 11V13H122ZM127 11V12H125ZM154 11V12H153ZM158 11V13H157ZM173 11V12H172ZM178 11V12H177ZM260 11V12H259ZM24 12V13H23ZM113 12H114V15L116 16V18L114 17L113 15ZM117 12V13H116ZM119 12V13H118ZM135 12V14H134ZM140 12V13H139ZM162 12V13H161ZM176 12L175 14H172ZM204 12V14H203ZM212 12V13H210ZM234 12V13H233ZM245 12V13H244ZM18 13V14H17ZM57 13V14H56ZM63 13V14H62ZM132 13V14H131ZM146 17H145V15ZM149 13V14H148ZM215 13H216V16H215ZM220 13V14H219ZM230 13V14H229ZM240 13V14H238ZM249 13V14H248ZM15 14V15H14ZM126 16V17H124ZM127 14V15H126ZM163 15L162 17L159 16V15ZM168 14H170L168 16ZM211 14V15H210ZM223 14V15H222ZM234 14V17L235 18V22H234V18L232 15ZM258 14V15H257ZM5 17H4V16ZM137 15V16H135ZM151 15H152V18H151ZM157 15V16H156ZM167 15V16H165ZM172 15V16H171ZM174 15V16H173ZM184 15H187V16H184ZM193 16V17H190ZM209 15V17H208ZM213 15V16H212ZM228 15L226 18L225 16ZM231 15V16H230ZM236 15V16H235ZM240 15V16H239ZM257 15V16H255ZM13 16V17H12ZM113 16V17H112ZM118 16V17H117ZM130 17L129 19L127 17ZM132 16V17H131ZM150 16V19L148 18ZM199 16V17H198ZM215 16V18H214ZM218 16V17H217ZM239 16V17H238ZM242 16V17H241ZM255 16V17H254ZM16 17V19H15ZM68 19H67V18ZM137 17V18H136ZM155 17V18H154ZM161 17L164 18V19H159ZM171 17V22H169L170 20H168L169 18ZM174 17V18H173ZM211 17V18H210ZM228 17H230V20L228 19ZM247 17V19H246ZM258 17V18H256ZM19 18V19H18ZM119 18V20H118ZM125 18V19H124ZM193 18H194V21H196L197 24H194L195 22L193 21ZM210 18V19H209ZM212 18H213V21H212ZM219 18V19H218ZM245 18V19H244ZM252 18H255V21H257L255 23V28L251 29V30H246L245 28H240L241 30H237V35L240 37L241 35H245L248 37V33H251L252 37V41H253V44H254V47L257 48H260L259 51H260V60L259 58L255 59V58H249L248 55L246 54H243L245 56H242L241 58L240 57H236L234 56H231L232 55V52L228 51L227 47V43H228V40H229V37H226L224 35H227L229 34V31L227 32L226 34V28L227 30L231 27H235L237 25H240L245 22L244 20L246 21H250ZM262 18V19H261ZM3 19V20H2ZM18 19V21H17ZM60 19V20H59ZM66 19V20H64ZM90 17H87V20L88 22H90ZM116 19V20H115ZM128 19V20H127ZM167 19V20H166ZM192 19V20H191ZM203 22H202V20ZM207 19V20H206ZM219 20L218 24H215L214 22L217 23V21ZM221 19L223 22H221ZM226 19L228 20V22H225ZM239 19V22H237ZM244 19V20H243ZM14 22H13V21ZM16 20V21H15ZM62 20V21H61ZM70 21L71 23H69L68 21ZM73 20V22H72ZM157 20V21H156ZM165 20V22H164ZM209 20V21H208ZM217 20V21H215ZM233 20V22H231ZM9 21V22H8ZM21 21V22H20ZM65 21L67 23H65ZM153 21V22H152ZM186 21V22H187ZM5 22V23H3ZM13 22V24H12ZM169 23H172V24H168ZM193 22V23H192ZM202 22V23H201ZM210 22V24H209ZM214 24H213V23ZM10 23V24H9ZM123 23V24H122ZM163 25H161V24ZM177 23V24H176ZM190 23V25H189ZM212 23V24H211ZM219 23H220V27H219ZM233 23V24H232ZM5 24V25H4ZM61 24V25H59ZM65 24V25H64ZM78 26V27H76ZM164 24H168V25H164ZM175 24L177 26H175ZM227 24V25H226ZM237 24V25H236ZM261 24V25H260ZM114 25V26H115ZM122 25V26H121ZM131 25V27H130ZM160 25V26H159ZM169 25H171L174 29L176 27V31L172 29V27H168ZM197 25V26H196ZM201 25V26H200ZM205 25V27L203 26ZM232 25V26H231ZM241 25V27H242ZM5 26V27H4ZM81 26V27H79ZM162 26L164 29H162ZM191 26V27H190ZM195 26V27H194ZM200 26V27H199ZM208 26V28H207ZM217 27V29L215 30L213 27ZM226 26V28H225ZM121 27L124 29V27L126 28L125 30H127V32H123V29H121ZM178 27H180V29H178ZM229 27V28H228ZM258 27V28H257ZM73 28V29H71ZM76 28V29H75ZM81 28V29H80ZM168 28V30L166 29ZM184 28V29H183ZM204 28V29H202ZM219 28V29H218ZM70 29V30H69ZM170 29V30H169ZM191 29V30H190ZM255 29V30H254ZM261 29V30H260ZM12 30V32H11ZM14 30H16L15 32H13ZM74 30V32H73ZM167 30V32H166ZM178 30H181L180 32ZM185 30V31H183ZM259 30V31H257ZM215 31V32H214ZM263 31V32H262ZM131 32V30H130ZM166 32V35L165 33ZM171 32V33H170ZM173 32H174V35H173ZM179 32V33H178ZM199 32V33H198ZM242 32V33H240ZM247 32V33H246ZM255 32H258V33H255ZM260 32V33H259ZM103 33V37L106 39L108 38L106 36V34ZM109 33H111L109 35ZM132 33V32H131ZM176 33V34H175ZM186 33V34H185ZM211 35V36H208L207 34ZM214 36H213V34ZM218 36H217V34ZM224 34V35H221V34ZM245 33V34H244ZM13 34V35H12ZM169 36H168V35ZM172 34V36L170 35ZM178 34V35H177ZM205 35L203 37V35ZM220 34V36H219ZM254 34V35H253ZM105 35V36H104ZM138 35V37H137ZM180 36V38H178ZM202 35V36H200ZM260 35V36H259ZM3 36V37H2ZM5 36V37H4ZM165 36H167L165 38ZM170 36L171 38H173V40L170 39ZM178 36V40L177 38H174ZM217 36V38H216ZM228 36V35H227ZM253 36H256L253 38ZM258 36V37H257ZM11 39H10V38ZM201 37V40H199V38ZM213 37L212 40H209V38ZM222 37V38H221ZM241 37H244V36H241ZM15 38V39H14ZM216 38V39H215ZM4 39V40H3ZM7 39V41H6ZM84 39V40H82ZM138 39V40H137ZM169 39V40H168ZM207 41H206V40ZM228 39V40H227ZM255 39V40H254ZM263 39V41H261ZM87 40V41H86ZM108 40V39H107ZM137 40V42H136ZM259 40V41H258ZM139 41H142L141 43H138ZM165 41V42H164ZM201 41V42H200ZM206 41V42H204ZM255 41V42H254ZM261 41V42H260ZM5 42V43H4ZM11 42V43H10ZM58 42V43H57ZM89 42V44H88ZM226 42V43H225ZM246 42V41H245ZM257 42V43H256ZM263 42V43H262ZM10 43V44H9ZM28 43V44H27ZM4 44H7V45H4ZM9 44V45H8ZM40 44V45H39ZM64 46H63V45ZM91 44V45H90ZM123 44V43H122ZM164 44V45H163ZM199 44H203V45H199ZM206 44V45H205ZM26 45V46H25ZM28 45V46H27ZM39 45V48L38 46ZM58 45V46H57ZM81 47H80V46ZM84 45V46H83ZM86 45V46H85ZM148 45V47H147ZM198 45V46H197ZM205 45V46H204ZM213 45H215L214 47H212ZM225 45V46H223ZM259 45V46H258ZM263 45V46H262ZM5 46V47H4ZM7 46V47H6ZM56 46V47H55ZM65 48H63V47ZM116 45H114V50L116 51L117 48L115 47ZM165 46V47H164ZM179 46V47H178ZM188 46V47H187ZM207 46V47H206ZM220 46H223L221 49ZM26 47V48H25ZM33 47V49L31 48ZM40 47L42 49H40ZM60 47V48H58ZM177 47V48H176ZM185 47V49H184ZM204 47V48H203ZM44 48V49H43ZM57 48V50H56ZM153 48V49H151ZM172 48V49H171ZM176 48V49H175ZM55 49V50H54ZM61 49V51H59ZM212 49V50H211ZM218 49V50H217ZM13 50V51H12ZM48 50V51H47ZM51 50V51H50ZM69 51V52H64V51ZM82 50H84V54L82 52ZM97 50V52H96ZM149 50V51H148ZM152 50V51H151ZM176 50V51H175ZM223 50V51H221ZM11 51V52H10ZM54 51V52H53ZM156 53H152V52H155ZM180 51V52H179ZM3 52V53H2ZM13 52V53H12ZM23 52V53H22ZM40 52V53H39ZM49 52V53H48ZM63 52V53H62ZM82 52V53H81ZM105 53H100L98 54L102 59L101 61H107L108 59V62L110 60V52L108 54L107 51H104ZM107 52V53H106ZM211 52V53H210ZM215 52V53H214ZM219 52V53H218ZM223 52V53H222ZM18 53V54H17ZM48 53V54H46ZM94 56V58H90V56ZM170 53V54H169ZM206 53V54H205ZM222 53V54H221ZM33 54V57H31ZM74 54V55H72ZM78 54V55H77ZM102 54V55H101ZM151 54V55H149ZM154 56H153V55ZM199 54V55H198ZM204 54V55H203ZM229 56H227V55ZM13 55V56H12ZM48 55V56H47ZM63 55V56H62ZM72 55V56H71ZM84 55V57L82 56ZM86 55V56H85ZM98 55L96 57H98ZM121 55H123V57H121ZM158 55V56H157ZM171 55V56H170ZM211 55V56H210ZM35 56L36 59H35ZM71 56V57H70ZM89 56V58H88ZM108 56V57H107ZM149 56V57H147ZM263 56V57H262ZM25 57V58H24ZM70 57V58H69ZM87 57V58H86ZM98 57V58H100ZM157 57V58H156ZM209 57V58H208ZM227 57V59H226ZM229 57H233V60L232 59H229ZM248 59H247V58ZM262 57V58H261ZM30 58V59H29ZM42 58V59H41ZM86 58V59H85ZM97 58V59H98ZM105 58V59H104ZM216 58V59H215ZM236 58V59H234ZM237 58H239L238 60H240V62L237 60ZM246 58V59H245ZM36 60V62L34 63V61ZM45 59V60H44ZM54 59V60H53ZM62 59V60H61ZM71 59V60H70ZM96 59V60H97ZM104 59V60H103ZM161 59V60H160ZM163 59V60H162ZM225 59V60H224ZM250 61H253L252 63L249 61L246 62V60H249ZM10 60V61H8ZM24 60V61H23ZM26 60V61H25ZM28 60V61H27ZM34 60V61H33ZM57 60V61H56ZM73 60V61H72ZM84 60H86V63H84ZM93 60V61H91ZM100 60V59H99ZM119 60V59H118ZM151 60V62H149ZM165 60V61H164ZM235 60V61H234ZM245 60V61H244ZM32 61V62H30ZM44 61V62H43ZM56 61V62H55ZM60 61V62H59ZM76 62V63H79L80 66L78 68V73L77 70L74 71V72H71L70 74L67 72V71H70L69 70V66L71 65L72 62ZM91 64H89L90 62ZM154 61V62H153ZM238 61V62H237ZM258 61H260L258 63ZM13 62V63H12ZM53 62V63H52ZM70 62V63H69ZM131 62V63H130ZM245 62V63H244ZM12 63V64H11ZM41 63V64H40ZM45 63V64H44ZM56 63V64H55ZM151 63V64H150ZM158 63V65H157ZM239 64H242V66L244 64V67H246L245 69L241 68L242 66L241 65H238ZM251 63V64H249ZM258 65H257V64ZM8 64V65H7ZM29 64V65H28ZM32 64V65H31ZM37 64V65H36ZM40 64V66H39ZM48 64V66L46 65ZM50 64H53V65H50ZM57 64H60L57 66ZM64 64V65H63ZM68 64V66H67ZM125 64V66L123 67V65ZM129 64V65H128ZM130 64H132L130 66ZM46 65V66H45ZM137 65V66H136ZM155 65V66H154ZM234 65V68H232ZM251 65V66H250ZM257 65V66H256ZM30 66L32 68H30ZM57 71H59V73H63V74H59ZM66 66V67H65ZM95 66V67H94ZM128 66V67H127ZM256 66V67H255ZM46 67V69H45ZM49 67H52L51 69H53L56 73L54 74L53 73V70H51ZM61 67V69H60ZM63 67V68H62ZM123 67V68H122ZM133 67V68H131ZM158 67V68H156ZM163 67V68H162ZM173 67V68H172ZM236 67V68H235ZM239 67V68H238ZM25 70H24V69ZM27 68V69H26ZM49 68V69H48ZM58 68L60 70H58ZM83 68V69H82ZM86 68V69H85ZM93 68V69H92ZM120 68V69H118ZM137 68V70H136ZM162 68V69H161ZM168 68V70H171V71H167L166 69ZM170 68V69H169ZM258 68V69H257ZM29 69V70H28ZM34 69V70H33ZM65 69V70H64ZM117 69V70H116ZM135 69V70H134ZM140 69V70H139ZM238 69H241L238 71ZM256 69V71H255ZM33 70V71H32ZM37 72H36V71ZM49 70H51V74H48L49 73ZM62 70V71H61ZM82 70H84L85 72H83ZM89 71V73L87 71ZM91 70V72H90ZM93 70V71H92ZM96 72H95V71ZM155 70H158L159 72V75H160V84L158 86V89L160 90L157 95L156 94H153L151 91H149V88L152 87V83H149L150 81L152 82L153 78L156 74V71ZM162 70H164V72H162ZM167 72H166V71ZM173 70V72H172ZM249 70V71H248ZM254 70V71H253ZM29 71V72H28ZM40 71V72H39ZM42 71V73H41ZM48 71V72H47ZM107 73H106V72ZM137 71V72H136ZM155 71V72H154ZM175 71V72H174ZM230 72L232 74H234L233 78L231 75H226V72ZM241 71V72H240ZM248 71V73H247ZM263 71V72H262ZM98 74V77L96 78V74L93 75V73ZM109 72V73H108ZM120 72V73H118ZM130 74H129V73ZM155 74H154V73ZM222 72V73H221ZM237 72V73H236ZM243 72V73H242ZM29 73V74H27ZM68 73V74H67ZM77 76H76V74ZM111 73V74H110ZM172 73V74H170ZM229 73V74H230ZM45 74L47 75H51V76H48L45 77ZM56 76H54V75ZM60 75V76H57ZM65 74V75H64ZM86 74V75H85ZM91 76V74L93 76H87L89 75ZM128 74V75H127ZM136 76H135V75ZM145 74V75H144ZM169 76H168V75ZM235 74H238V75H235ZM247 74V75H246ZM62 75V77H61ZM82 75V76H81ZM86 78H85V76ZM107 75V76H105ZM109 75V76H108ZM116 75V76H115ZM127 75V76H126ZM132 75V76H131ZM154 75V76H153ZM240 75L242 77H240ZM245 75V76H244ZM30 76V77H29ZM71 76V78H70ZM101 76V77H100ZM105 76V77H104ZM138 76H140L141 78L143 77L144 78V82H143V78H139ZM237 76L239 77L237 79ZM247 76V77H246ZM250 76V78H249ZM10 77V78H9ZM29 77V78H28ZM53 77H56V78H53ZM69 77V78H68ZM108 77V78H107ZM236 77V78H235ZM4 78V79H3ZM6 78L7 81H6ZM53 78V79H52ZM81 79L78 80V79ZM101 78V79H100ZM104 78H106L108 81L104 80ZM123 78V79H122ZM136 80H135V79ZM166 78V79H165ZM230 78V79H229ZM242 78V79H241ZM24 79V80H23ZM31 81H30V80ZM77 79V80H76ZM85 79L87 81V84L85 82ZM89 79V80H87ZM100 79V80H98ZM115 81H113V80ZM121 79V80H119ZM241 81H240V80ZM246 79V81H245ZM54 80V81H55ZM85 83H83V81ZM98 80V81H97ZM110 80V81H109ZM125 80V82H124ZM227 80V81H226ZM231 80V81H230ZM248 80V81H247ZM4 81V82H3ZM16 81V82H15ZM27 81L31 82L30 84L27 83ZM90 81V82H89ZM103 81V82H102ZM146 81V82H145ZM234 81V82H233ZM263 81V82H261ZM94 82V83H92ZM116 82V83H115ZM119 82V83H117ZM124 82V83H123ZM232 82V83H231ZM247 82V83H246ZM254 82H258L257 85L254 83ZM78 83V84H77ZM81 83V84H80ZM83 83V84H82ZM103 83V84H102ZM107 85H106V84ZM149 83V84H147ZM235 83V84H234ZM241 83V84H240ZM254 83V84H253ZM263 83V85H262ZM4 84V85H3ZM6 84V85H5ZM29 84V85H27ZM85 84V85H84ZM111 84V85H110ZM121 84V85H120ZM146 84V85H145ZM166 84V86H165ZM238 84V86H237ZM84 86L82 88V86ZM89 85V86H88ZM120 85V86H119ZM80 86V88H79ZM99 86V87H98ZM117 86V88L115 87ZM123 86V87H122ZM148 86V87H147ZM252 86V87H251ZM257 86V88H256ZM259 86V87H258ZM26 87V88H25ZM91 87V89H90ZM98 87V88H97ZM101 87V88H100ZM120 90H119V88ZM122 87V88H121ZM125 87V88H124ZM206 87V88H205ZM4 88V90H3ZM66 87H62L61 88V91L60 90V87H56V93L58 94H61V96H65L66 94H68L69 92H67L65 89ZM86 88V90H85ZM115 88V90L113 89ZM165 88V90L163 91V89ZM211 88V89H210ZM253 88V89H252ZM256 88V89H255ZM260 88V89H259ZM16 89V90H15ZM23 89V90H22ZM94 89V90H93ZM113 89V90H111ZM145 89V91H144ZM147 89V90H146ZM213 89V90H212ZM252 89V90H251ZM21 90V91H19ZM84 90V92L81 93V91ZM91 90V91H90ZM99 90V91H98ZM103 90V92H102ZM111 90V91H110ZM133 90V92H132ZM136 90V91H135ZM210 90V91H209ZM259 90V92H258ZM23 91V92H22ZM63 91V92H62ZM89 93H88V92ZM126 91V93H128L125 97H123L125 95V92L123 94H121L122 92ZM135 91V92H134ZM140 91V92H139ZM142 91V92H141ZM148 93H147V92ZM205 91V92H204ZM257 91V92H256ZM7 92V93H6ZM67 92V93H66ZM87 93V96L85 95ZM120 94H119V93ZM130 92V93H129ZM140 94V97L138 96L139 93ZM151 92V93H150ZM161 92V93H160ZM211 92H212V96L211 95ZM18 93H20L21 95H19ZM103 93V94H102ZM150 93V94H149ZM208 93V94H207ZM18 94V96H17ZM27 94V95H26ZM116 94V95H115ZM130 94H133V95H130ZM137 94V96L134 97V95ZM144 94V95H143ZM183 94V95H182ZM85 95V97H84ZM96 95V96H95ZM129 95V96H128ZM146 95V96H145ZM208 95V96H207ZM24 96V97H23ZM105 96V97H104ZM133 96V97H132ZM144 96V97H143ZM154 96H158V97H154ZM260 96V97H259ZM4 97V98H3ZM84 97V98H83ZM108 97V98H107ZM130 97V98H129ZM132 97V98H131ZM187 97V98H186ZM212 97V98H211ZM257 97V98H256ZM4 101H3V99ZM103 98V99H102ZM123 100H122V99ZM129 98V100H128ZM134 98H135V102L141 106L139 107H136L135 108V105H137L136 103H134V108L132 105V103L130 104V101H134ZM141 98V99H140ZM151 100H150V99ZM159 98V99H157ZM161 98V99H160ZM19 99V101L17 100ZM23 99V100H22ZM108 99V100H107ZM120 99V100H119ZM133 99V100H132ZM138 99V100H137ZM155 99H157L159 101V108L157 109V107H155ZM213 99V100H212ZM8 100V101H6ZM22 100V102H21ZM93 100V101H92ZM111 100V101H110ZM126 100V101H125ZM215 100V101H214ZM9 101V103L11 102ZM12 101V103L14 102ZM105 101V102H104ZM141 101V102H139ZM21 102V103H20ZM123 102H128V104L126 103H123ZM144 102V103H143ZM150 102V103H148ZM24 104V105H25ZM146 104H151L150 105H147V107L145 106ZM137 105V106H138ZM143 105V107H142ZM215 105V106H214ZM89 106V107H87ZM93 107V108H92ZM111 107V109H110ZM155 107V108H154ZM104 108V109H103ZM109 108V109H107ZM128 108V109H127ZM133 108V109H131ZM144 108V109H143ZM147 108V109H146ZM181 109V110H180ZM104 110V111H103ZM159 110V112H158ZM212 110V111H211ZM89 111V112H88ZM107 111V112H106ZM129 111V112H128ZM135 111V112H134ZM166 111V112H165ZM139 113V114H136ZM184 112V113H183ZM216 112V113H214ZM218 112V113H217ZM212 113V114H211ZM123 114V115H122ZM86 115H83L84 117L87 118ZM102 116V117H101ZM126 116V118H125ZM133 117V118H132ZM137 117V118H136ZM144 117V118H143ZM175 117V118H174ZM151 118V119H150ZM191 118V119H190ZM140 120H149V123L147 125L149 126H143L141 125V128H142V131H138L137 129V123L138 121ZM214 119V120H213ZM106 120V121H105ZM113 120V121H112ZM125 120V121H124ZM132 120V121H131ZM152 120V121H151ZM209 120V121H208ZM211 120L216 123L217 122H221L220 124L223 125L224 127V130L223 132L226 133V134H222L219 135L221 136L219 140L217 139H212L207 141H205V138H206V133L205 131H207V127L212 125L213 122H211ZM109 121V122H108ZM223 121L225 123H223ZM125 122V123H124ZM166 122V123H165ZM129 123V126H127ZM178 123V124H177ZM186 123V124H185ZM117 124V125H116ZM190 124V126H189ZM232 127H230V125ZM126 125V128L124 127ZM183 125V126H182ZM194 127H193V126ZM228 125V126H226ZM101 126V127H100ZM110 126V127H109ZM131 126V127H130ZM178 126V127H177ZM186 126V127H185ZM149 127V128H148ZM155 127V128H154ZM167 127H170L167 129ZM176 127V128H175ZM179 127H181V129H179ZM226 127V128H225ZM123 128V129H122ZM172 128V129H171ZM110 129V130H109ZM120 129V130H119ZM166 129V130H165ZM189 129V130H187ZM206 129V130H205ZM241 131H239V130ZM122 130V131H121ZM181 130V131H180ZM193 130V131H192ZM231 130V131H230ZM238 132H237V131ZM120 131V132H119ZM129 131V130H127ZM138 133H137V132ZM173 131H176V133H181V132H185L188 134L186 136V144L185 146L184 145H181L174 137L173 135L171 134V132ZM204 131V132H203ZM160 132V133H158ZM203 132V133H202ZM229 132V133H228ZM143 135H142V134ZM191 133V135H190ZM192 133H194L192 135ZM202 133V134H200ZM233 134L231 135V134ZM241 133V134H240ZM112 134V133H111ZM227 134L230 135L227 137ZM241 137H240V135ZM190 135V136H189ZM199 135V137H198ZM223 135H225L224 137H227L228 139L226 141H224V145L222 144L223 142ZM189 137H192V138H189ZM195 137V138H194ZM202 137V138H200ZM152 138V139H151ZM198 138V139H197ZM199 138L201 140H199ZM221 138H222V141H221ZM237 138V139H236ZM194 139V141H193ZM196 139V140H195ZM226 138H224L225 140ZM150 140V141H149ZM175 140V141H173ZM198 140V141H197ZM214 140V141H213ZM193 141V143H192ZM201 141V142H200ZM204 141V142H203ZM221 141V142H220ZM178 142V143H177ZM234 142V143H231ZM199 143V144H198ZM221 143V144H220ZM238 143H239V146H238ZM176 144V145H175ZM178 144V146H177ZM197 146H196V145ZM203 144V145H202ZM226 144H229L228 146ZM179 145H181L179 147ZM189 145V146H188ZM195 145V146H194ZM200 145V146H198ZM206 145V146H205ZM208 145V146H207ZM212 145V147H210ZM263 145V146H262ZM186 146H187V149H186ZM223 146V147H222ZM227 146V147H226ZM230 146V147H229ZM252 146H254V148H251ZM179 147V148H178ZM184 147V148H183ZM198 147V149L196 148ZM203 147V149H201ZM210 147V149H209ZM239 149H238V148ZM242 147V149H241ZM260 147V148H259ZM181 148V149H180ZM199 148L201 149V153H200V150ZM246 148V149H244ZM184 149V151H183ZM205 149V150H204ZM207 149V150H206ZM242 151H241V150ZM254 149V150H252ZM210 150V152H209ZM235 150H237L235 152ZM241 152H240V151ZM253 152H252V151ZM258 150V151H257ZM260 150V152H259ZM182 151V152H181ZM239 151V152H238ZM247 152V154L244 153ZM263 151V152H262ZM206 152V153H205ZM209 154H208V153ZM249 152V154H248ZM256 152V153H254ZM259 152V153H257ZM186 153V154H187ZM251 153V155H250ZM89 154V156H88ZM88 154H86L85 156V162H84V166H91V167H94V168H97L99 164H97V157L90 154L88 152ZM205 156H204V155ZM208 154V155H207ZM255 157H254V155ZM210 155V156H209ZM246 155V156H245ZM250 155V156H249ZM263 155V156H262ZM204 156V157H203ZM231 156V157H230ZM233 156H236L235 159ZM238 156V157H237ZM252 156L254 158H252ZM262 158H260V157ZM96 157V158H95ZM207 157V158H206ZM223 157V158H222ZM226 157V158H225ZM228 157V158H227ZM257 157V158H256ZM259 157V158H258ZM92 158V159H91ZM206 158V159H205ZM208 158L209 160L212 161L213 165L211 164V161H208ZM233 158V159H232ZM255 158L257 161H255ZM205 159V162H203ZM28 160V159H27ZM32 160V158H31ZM31 160H28V161H23V168L22 170L26 171V173H31V177L34 175L33 172L38 176L40 175L41 177H38L36 175H34L33 177V180L32 181L31 177H30V174H26L24 171H21L20 172V169H21V166L18 167L19 169H17V175L21 176L19 177L20 180L22 179L23 182L27 183L30 187L34 188L35 186V189L36 188H40L41 187V183H43L41 189H37V191H41V195H40V192H39V195L41 197H44L41 198L42 201H44L45 203L47 202V199L49 200H52V201H48L49 202V206H52L54 203V206L58 208L60 207L62 210H67L66 208L68 207L69 209V212L67 213H71V208L73 210H75V212H72L74 214H76L78 217L80 216V218H85L86 216H88V214L92 213L91 211L93 210L94 206H91L90 204L92 205H95L97 206L96 209L99 207V209L101 208L102 209V213L103 215L106 214L104 217L105 218H111L112 216H114L115 214V210H116V207H114V205H112L113 203L116 204L117 203H120V204H123L124 202L123 201V197L121 198L122 199V203L120 202V197L119 195L121 194L122 195V192H120L119 190H116V189H119L121 190V187L119 186H122V189H123V186L126 188L127 184H124L123 182H120V180H115L114 178L116 177H113V179L111 181H108L102 174H99V175H95L93 173H88V175H83V173L85 171H81L80 170H77L76 169H73V168H69V169H73L72 171H75L76 175L79 173V175H77V178H74L76 175H74L75 173L73 172H70V178L69 179V170L68 171V168H63V167H59V166H56L58 167V169L54 168V166H50L48 165L47 163L43 162L42 160L41 161H37L35 160L34 162H32V164H30ZM90 161V163L88 161ZM228 160V162H227ZM236 162H239V163H235L234 161ZM258 160H261L262 162H258ZM224 161V162H223ZM226 161V162H225ZM244 161V162H243ZM249 161V164L248 162ZM250 161L252 162L250 165ZM255 161V162H254ZM202 164H201V163ZM210 162V164H209ZM223 162V163H222ZM257 162V164L259 163V166L257 164H255ZM34 163V164H33ZM88 163V164H87ZM197 163L199 165H197ZM222 165H221V164ZM227 163V164H226ZM234 163V164H233ZM244 163V164H243ZM246 163L251 166L253 169H251V167L247 168L248 166L246 165ZM262 163V164H261ZM26 166H25V165ZM93 164V165H92ZM232 164V165H231ZM96 165V167H95ZM212 165V166H211ZM235 165V167H234ZM238 165V166H237ZM241 167H240V166ZM255 165V166H254ZM38 166V167H37ZM51 168H50V167ZM199 166V167H198ZM201 166V167H200ZM216 166V168H215ZM218 166V167H217ZM246 166V167H245ZM31 167V169H30ZM35 167V168H34ZM45 167V168H44ZM240 168V170L238 168ZM243 167V168H242ZM255 167V168H254ZM29 168L28 170L30 172H28L27 170L25 169ZM53 168L52 172L51 169ZM207 168V169H206ZM215 168V170H213ZM33 169V170H32ZM36 169V170H35ZM46 171L47 169V172H44L42 170ZM55 169V170H54ZM67 169V170H65ZM212 169V170H211ZM207 170V172H206ZM38 171V172H36ZM42 171V172H41ZM64 171V172H63ZM79 171V172H78ZM24 174H23V173ZM40 172V173H39ZM50 172V173H49ZM59 172V173H58ZM63 172V173H62ZM211 172V174H210ZM39 173V174H38ZM43 173L48 174V176L43 179L44 175ZM52 173V174H51ZM54 173V174H53ZM58 175L59 178L62 180V182H60L61 180L55 175ZM60 173H62L61 175H59ZM73 173V174H72ZM217 173V174H216ZM22 174V175H21ZM29 177L26 176V175ZM51 174V175H50ZM81 174V175H80ZM86 174V172L84 173ZM92 174V175H90ZM220 176H219V175ZM26 177H25V176ZM50 175V176H49ZM52 175L54 176V178L56 179V181L52 180ZM90 175V176H89ZM94 175V176H93ZM218 175V176H217ZM222 175V177H221ZM61 176V177H60ZM67 177V180H66V177ZM72 176L74 178V180H72ZM79 176H84L86 177V181L88 179H91L89 180L90 183H87L86 181H84V177H83V181L81 180L82 178L79 177ZM215 176H217L215 178ZM65 177V178H64ZM93 177V179H92ZM123 178H125L127 180V178L123 175L122 176ZM214 177V178H213ZM26 178V179H24ZM37 178V179H36ZM41 178V181L39 180ZM52 178V179H50ZM81 178V179H80ZM219 178V179H218ZM43 179V180H42ZM51 180L50 182H48L49 180ZM60 181H59V180ZM77 179V180H76ZM117 179V178H116ZM217 179V181H216ZM28 180V181H27ZM45 180V181H44ZM48 180V181H47ZM58 180V181H57ZM31 181V182H29ZM49 183L47 185V183ZM66 181V182H65ZM72 181V183H71ZM94 183H92V182ZM119 181V182H118ZM219 181V182H218ZM225 181V182H224ZM35 184H33V183ZM45 182V183H44ZM54 182H58V184L56 183L54 185ZM60 182V183H59ZM65 182V183H64ZM77 182H81L80 185H78L79 183ZM102 182V184H100ZM111 182V183H110ZM114 182V183H112ZM232 182V183H231ZM234 182V183H233ZM30 183V184H29ZM53 184V186L51 184ZM70 183V184H69ZM99 183V184H98ZM250 183V184H248ZM253 183V184H252ZM33 186H32V185ZM41 184V185H40ZM76 184V185H74ZM90 184V186H89ZM104 184V187L103 188H100L102 187ZM118 184V186H117ZM222 186H221V185ZM224 184V186H223ZM235 184V185H234ZM261 184V185H259ZM37 185V187H36ZM40 185V186H39ZM46 185V186H44ZM71 185V186H70ZM73 185V186H72ZM92 185V186H91ZM101 185V186H100ZM106 185L108 186V190ZM113 185V186H112ZM248 185V186H247ZM48 186L50 188H48ZM54 187L53 188H51ZM57 186V187H56ZM62 186V187H61ZM86 186H87V189H86ZM100 186V187H98ZM116 186V187H114ZM219 186V187H218ZM228 186V187H227ZM64 187V189H62ZM85 187V189H84ZM91 189H90V188ZM94 187V190H92ZM45 188L49 189L45 192ZM55 188H57V191L55 190ZM60 190H59V189ZM67 188V191L70 192L71 190V195L72 194V191H74V195L73 196H69L68 197V192L66 193V189ZM74 190H72V189ZM114 189L113 191L111 189ZM50 189H53L55 190V194L56 193H59L60 195H50L51 192L54 193V191H51ZM81 189L83 192H81ZM102 189L105 190L107 189L108 193H112V196L108 193H106V196H105V192L104 194L102 192H100ZM228 191H227V190ZM65 190V191H64ZM88 190H91L92 194H90L89 192H85V191H88ZM219 190H221L219 192ZM223 190V191H222ZM225 190V191H224ZM44 191V192H43ZM50 193H49V192ZM62 191V192H61ZM64 191V192H63ZM96 191V192H95ZM116 191V192H115ZM119 191V192H118ZM228 193H227V192ZM75 192H78V194H76ZM96 194H95V193ZM223 192V193H222ZM227 193L225 195V193ZM38 193V192H37ZM47 193V194H46ZM51 193V194H53ZM87 193V194H86ZM93 193L95 195V197L93 196ZM100 193V194H98ZM118 193V194H116ZM67 194V195H65ZM83 194V197H84V194L85 195V199L82 201V200H79L78 197L80 195ZM102 194V195H101ZM50 195V196H49ZM62 195V196H61ZM77 195V196H75ZM88 195V196H87ZM92 195V196H91ZM97 195V197H96ZM98 195L100 197H98ZM110 195V196H108ZM116 195V197H119V199L117 198H114ZM46 196H49L47 199L45 198ZM59 196V197H57ZM87 196V197H86ZM64 198V199H60V198ZM68 197V198H67ZM83 197L81 198V196L79 197L80 199H83ZM106 200V203L105 200ZM109 197V198H108ZM54 198V199H53ZM55 198H57V202L54 200H56ZM72 198V199H70ZM75 198V200H74ZM107 198V199H106ZM110 198L112 200H110ZM225 198L226 201L224 200ZM45 199V200H43ZM60 199V200H59ZM89 199V201H87ZM94 199V200H93ZM98 199V200H97ZM101 199V200H100ZM118 200L117 202L115 200ZM65 200H67V203H64L66 202ZM72 200V201H71ZM87 201V204H86V201ZM104 200V202H103ZM110 200V202H109ZM225 202H224V201ZM229 202H228V201ZM60 201H61V204H60ZM69 201V203H68ZM91 201V202H90ZM109 204L111 203V201H115L111 204V206H109ZM98 202H100V204H98ZM231 202V203H230ZM71 203V205H70ZM97 203V205H96ZM66 204V205H65ZM102 204V206H101ZM104 204V205H103ZM228 204V205H227ZM230 204V205H229ZM63 205V206H62ZM87 207H86V206ZM88 205H90L92 207V210H89L88 209ZM119 205V204H117ZM62 206V207H61ZM64 206H65V209H64ZM113 206V208L115 209H112L111 207ZM198 208L195 206L193 207L194 208H197L195 209L196 211L199 210V211H195V214L197 213L199 216L201 214V217H196V218H200V221L204 220L203 223L205 222V224L202 226V221L199 222V219H197L196 223L195 224L194 222L191 221V224L194 223V226L192 225V228L194 229V234L199 237L200 234H202L203 236V232H206L204 235H206L208 232L207 229H211V224L212 222L210 221L211 219L209 218L207 220V218L209 217L208 214H207V211L202 209L201 207L202 206H199V204H197ZM191 207V206H190ZM84 208V209H83ZM87 208V210H86ZM91 209V208H90ZM96 209L94 208L93 212L96 211ZM98 209V210H99ZM100 209V210H101ZM112 209V211L110 210ZM192 209V210H193ZM200 209H202L200 211ZM87 212H86V211ZM97 210V211H98ZM99 210V212H100ZM114 210V211H113ZM79 211V212H77ZM85 211V213L83 212ZM111 211V212H110ZM204 211V212H203ZM78 214H77V213ZM199 212V213H198ZM206 212V213H205ZM84 213V214H83ZM87 213V214H86ZM96 213V212H95ZM114 213V214H113ZM204 213V215L202 214ZM86 214V215H85ZM107 214L111 217H107ZM196 214V216H198ZM83 215V217H82ZM203 217V218H202ZM196 220V219H195ZM194 220V221H195ZM206 220H207V223H206ZM199 222V223H198ZM201 225V227L198 229V226ZM209 224V225H208ZM198 225V226H197ZM206 225V226H205ZM209 226V227H208ZM202 227H205V228H202ZM208 227V228H207ZM201 229H205L204 231L201 230ZM196 231H199V232H196ZM200 231H202L200 233ZM209 235V234H208ZM1 234L0 236V257H3L0 258V260L3 262L0 261V264H15L16 262L18 264H22V261H23V264H39V263H36L38 262L37 260L34 261V257L33 255L29 252V248L23 244V243H19V244H16L12 239H8L6 237ZM5 242V243H4ZM195 244V245H194ZM3 245V246H2ZM21 246V248H20ZM192 246H194V248L197 250V251H200V250H205V248H201V247H204L203 245H198L196 243H192ZM197 246V247H196ZM10 247V248H9ZM9 249V250H7ZM17 251H16V250ZM22 249V250H21ZM11 250V252H10ZM25 250V251H24ZM20 251L23 255H21ZM24 251V252H22ZM207 251V250H205ZM10 252V253H9ZM202 252V251H200ZM20 254V255H19ZM29 254V255H28ZM31 254V255H30ZM19 255V256H17ZM7 256V257H6ZM12 256V257H11ZM25 256V257H24ZM207 257H210L212 258L211 260H214L215 256H212L211 253H208L207 255H205ZM16 259H15V258ZM7 258V259H6ZM19 258V259H18ZM25 258H28L25 259ZM31 258V259H30ZM4 259L6 260V262L4 263ZM22 259V260H21ZM25 259V260H24ZM30 259V260H29ZM16 260V261H15ZM20 260V261H19ZM28 262H27V261ZM32 261V262H31ZM34 261V262H33ZM15 262V263H14ZM45 262V263H44ZM43 264H46L47 262L44 261ZM41 264V263H40ZM49 264V263H48Z\"/></svg>","mask_w":264,"mask_h":264}]
</instances>
